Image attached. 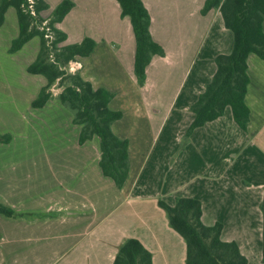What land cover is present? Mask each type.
<instances>
[{"label":"crops","instance_id":"crops-1","mask_svg":"<svg viewBox=\"0 0 264 264\" xmlns=\"http://www.w3.org/2000/svg\"><path fill=\"white\" fill-rule=\"evenodd\" d=\"M42 1L48 19L63 0ZM69 1L73 7L57 24L64 44L95 42L69 69L114 94L108 107L122 118L111 131L128 142V175L120 190L102 175L98 138L78 145L80 129L59 101L30 108L46 84L26 71L39 39L8 54L18 35L16 12L8 8L0 26V135L11 140L0 143V202L16 216L0 215V264H112L125 239L138 240L152 264H184V240L157 206L159 199L172 206L175 198L198 200L204 226L221 224L220 240L234 242L245 264H264V61L254 54L246 60V131L226 107L183 142L194 118L190 107L216 71L214 58L232 50L220 12L201 15L205 0H141L164 56L151 58L139 87L134 36L117 1ZM46 161L55 168L45 164L51 181L43 186Z\"/></svg>","mask_w":264,"mask_h":264},{"label":"trees","instance_id":"trees-1","mask_svg":"<svg viewBox=\"0 0 264 264\" xmlns=\"http://www.w3.org/2000/svg\"><path fill=\"white\" fill-rule=\"evenodd\" d=\"M30 1V2H29ZM121 16L130 21L135 41L133 74L139 87L146 81V67L153 56H164L162 48L155 43L149 32L150 17L141 0H116ZM73 7L63 0L48 19L41 16L47 9L42 0H0V26L4 23L8 8L16 12L18 35L11 41L8 54L20 50L32 38L39 39L35 60L26 71L40 75L46 80L31 102L30 108L40 109L48 101L56 99L71 114L72 123L79 127L78 145L97 137L100 157L98 166L102 175L109 178L120 190L127 178L129 161L128 142L116 137L111 131L113 122L122 114L112 111L108 104L114 94L103 89H94L84 81L78 70L70 71L69 64L77 57H87L95 42L84 37L80 43L65 45L66 35L57 28ZM217 9L224 27L233 38L229 54L214 58L216 71L204 91L190 107L194 118L184 140L192 131L222 116L224 109H231L235 124L246 131L249 110L244 98L248 85L246 60L254 54L264 61V0H205L201 15ZM59 92L53 95V90ZM10 135H0V143H8ZM183 145V144H182ZM157 206L164 211L169 227L183 240L186 246L184 264H245L234 242H223L219 235L221 224L207 227L201 222V204L193 198H175L172 206L162 200ZM259 210L262 216V258L264 263V189ZM0 215L15 217V212L0 202ZM112 264H152L151 254L136 239H125L118 247Z\"/></svg>","mask_w":264,"mask_h":264},{"label":"rangeland","instance_id":"rangeland-1","mask_svg":"<svg viewBox=\"0 0 264 264\" xmlns=\"http://www.w3.org/2000/svg\"><path fill=\"white\" fill-rule=\"evenodd\" d=\"M47 162V161H46ZM46 162H44V165H43V186H44V183L46 182H50L51 181V179H50V177H49V173H50V170L48 169V168H46V166H45V164H49L50 165V167L52 168V169H54L55 167V162L53 163V162H51V161H48L47 163Z\"/></svg>","mask_w":264,"mask_h":264},{"label":"built area","instance_id":"built-area-1","mask_svg":"<svg viewBox=\"0 0 264 264\" xmlns=\"http://www.w3.org/2000/svg\"><path fill=\"white\" fill-rule=\"evenodd\" d=\"M30 2V1H29ZM75 70H77V69H74L73 71H75Z\"/></svg>","mask_w":264,"mask_h":264}]
</instances>
